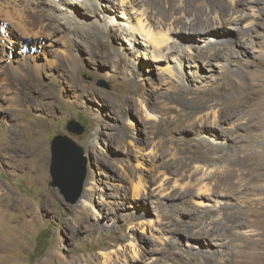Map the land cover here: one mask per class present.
<instances>
[{
    "label": "rangeland",
    "instance_id": "374dc122",
    "mask_svg": "<svg viewBox=\"0 0 264 264\" xmlns=\"http://www.w3.org/2000/svg\"><path fill=\"white\" fill-rule=\"evenodd\" d=\"M211 1L220 14L230 10V0L205 5ZM60 2L39 3L43 12L22 22L56 27L45 14L63 12ZM101 2L112 9L90 4L91 16L89 5H78L87 27L63 38L55 29L14 42V27L4 34L12 24L0 21V202L12 221L0 222V264H264V0H243L234 16L244 18L228 22L234 35L249 31L246 49L232 47L231 60L184 55L180 67L173 54L167 62L144 59L121 33L133 9ZM138 2L133 7L149 8L156 31L169 20L183 30L188 18V31L201 23L187 0ZM207 36L227 34L187 43L202 45ZM222 60L227 66L217 67ZM167 65L175 77L160 72ZM236 102L243 107L235 112ZM71 121L81 134L66 130ZM58 136L86 157L80 186L64 178L71 194L50 174Z\"/></svg>",
    "mask_w": 264,
    "mask_h": 264
},
{
    "label": "bare ground",
    "instance_id": "6f19581e",
    "mask_svg": "<svg viewBox=\"0 0 264 264\" xmlns=\"http://www.w3.org/2000/svg\"><path fill=\"white\" fill-rule=\"evenodd\" d=\"M44 1L45 0H39V1L38 0H0V21L3 22L2 23L3 26L6 25V26L11 27L10 24H12V29L11 30L9 29L10 31L6 30L4 34H7V32L8 33L13 32V27H14V31L17 34L14 37V42L19 41L20 43H24L25 41L33 42V39H38V38L40 39L43 36V34H46L49 31H51V30L53 31L56 29L58 31V33L61 34V35H59V36H61L60 38H63L62 36H64V35L62 34V32L79 33L80 30L82 31V30H84L85 27H87L86 22L79 18L80 13H78V11H76V8L79 9L77 7L78 5L84 6L85 3L87 5H89L88 7H86V9L91 7V9H89V11H88L89 15H91V16H94V14H96V9L99 11L101 10L103 13H104V11H108V10L112 9L105 4L102 5L101 1H103V0H91L90 4H94L96 6V9H92L93 5H90L89 2L85 1V0H61V2H60L61 6L58 9L63 11V12H60V14H54L52 12L45 14L46 17L54 20L56 27L49 26L47 23H45V21L43 19L42 20L40 19L39 23L37 22L38 23L37 29L31 30L30 27H27V24L23 23L22 21H24V22L26 21V23H27L28 20L32 19L33 15L36 16L40 11L43 12V10H42L43 8L40 9L38 4L41 2H44ZM46 1H48V0H46ZM107 1H109V2L112 1L113 5L114 4L117 5V7H119L120 9L123 6H127V7H130L131 9H133L132 10L133 12L129 13V15L132 14L133 16L128 17L127 20H125L126 25L122 28L121 33L126 37L125 39H129V42L131 44H136V47H137L136 52L138 51V48L145 50L146 53L142 50L145 54L144 53H141V54L144 56V59H146L148 61H152V62H161V61L167 62L168 60L171 59L170 56L172 54H173V56L174 55L176 56L174 59H171L175 63L176 67H180L182 65L184 55H189L192 59H197V60L200 58H203V59H206L209 61L212 59H216L220 56H223L225 59L231 60L232 58H234V54H235V52L233 53L232 47H241L243 49H246V47H248L247 46L248 39H250L252 37L247 29L240 28L239 32L237 31V34H235V35H234V33L232 34L230 31H228L231 29L236 30V28H234L233 26L228 25V22H230V20H233V22L237 21V23H238L239 20L241 21V19L244 18V17H242L239 19L236 16H234L235 13L240 12L239 11L240 9H238V6L239 5L242 6L241 3L243 2V0H230L231 7H230V10L226 14H220L218 11H216V10L214 11V1H211L212 7H208L207 5H205V0H187V3H188L187 8L188 7L195 8L197 10L195 13V16L197 17V15H198L201 19L200 25L198 24L197 28L192 30V31L187 30V27L189 25L193 24L192 21H190V22L188 21L189 20L188 18L185 19V22L183 25L184 26L183 30H182L181 24H179L178 20L177 21L176 20H169L168 22H165L163 25H162V23H160V30L158 29L159 31H156L157 29L155 30L154 26L152 25V20L150 17L149 8L146 7V9H144L143 11L138 12V10L135 7H133V5L134 6L136 5L138 0H117V2H114L113 0H107ZM49 5H50V3H49ZM251 8L254 11H259V9L255 8L254 6H252ZM127 10H129V8ZM207 10H210V11H207ZM161 17H159V18H161ZM192 17H194V16H192ZM40 18H41V16H40ZM112 19H113V16L110 17V20H112ZM204 19H206V20H204ZM52 20H51V22H52ZM207 21H210V22H207ZM28 23H30V22H28ZM51 24L54 25V23H51ZM105 30H106V26L102 27V25H101L97 31L98 32L99 31L104 32ZM184 30H186V32ZM210 31L211 32L220 31L224 34H227V36L226 37H215L214 36V39H212L211 37H209L210 36L209 35V36L205 37L206 42L202 45H197L195 43H193V45H191L190 42L187 43L188 42L187 38L190 36L197 37V39H196L197 42L202 41L201 35L208 33ZM88 32H90V31H88ZM173 38L175 40L171 41ZM67 39L70 40V37H67ZM12 44H13V42H12ZM249 44L251 45V42ZM5 45H3V46H5ZM8 48H10V46ZM192 49H194L195 51H193V53H190L189 50H192ZM24 50L26 51V47H24ZM59 52L61 54H64L65 50L63 49V50H60ZM33 58L34 57L32 56L30 59H33ZM48 61L52 65H55L57 60L55 61L54 59L53 60L51 59ZM219 62L220 63L217 64V67H224V66H227V64H228L224 60L219 61ZM21 64H23V65H21L23 67H28V65H29V63L26 64V62H23ZM66 64H67V62H66ZM33 66L35 69H38L36 66V63H34ZM45 70H46V68H45ZM160 72L161 73L163 72L165 74H169L172 77H175V74L169 65H167L166 67H162L160 69ZM226 79H227L228 85L233 84V80L231 78L227 77ZM134 83L135 82H133V84ZM33 87H35V86H33ZM241 88L243 90H246L247 86H241ZM232 90H234L233 87H231V91ZM258 97H259L258 112H259V115H261L262 123H264V88H263V90H261L259 92ZM231 107H232L233 111L236 112L239 108H242L243 106L238 107V104L236 102V103L232 104ZM126 111H128L127 108L125 109V112ZM205 126L207 127V129L212 131V133L209 132L210 135H212L214 137L218 136V133H217L218 131H216V128L214 130L212 129V126H215V125H212V124L209 125L208 124ZM201 127H204V126H201ZM90 146L92 148H94L95 143H91ZM5 208H8V206L5 205L4 203L0 202V222L2 225L6 226L7 222L11 223L12 221L9 222L8 218L4 214L3 211L5 210ZM12 230H13V228H12ZM3 249H4V246H2L0 244L1 254L3 252Z\"/></svg>",
    "mask_w": 264,
    "mask_h": 264
},
{
    "label": "water",
    "instance_id": "95a60500",
    "mask_svg": "<svg viewBox=\"0 0 264 264\" xmlns=\"http://www.w3.org/2000/svg\"><path fill=\"white\" fill-rule=\"evenodd\" d=\"M76 127H79V125L76 122L71 121L67 124L66 130L78 135L81 134L83 128ZM50 148V174L53 178V185L59 186L63 193L65 192L67 194H71V192L67 190V183H65L64 178L68 177L73 181V183L76 184V186H80L82 184L86 167V157L84 156V151L81 147L77 146L72 140L65 136H58L54 138L51 142ZM61 164L64 167V175H59L58 172L59 165ZM70 167L75 169V172L71 175H68L71 173V170L68 169Z\"/></svg>",
    "mask_w": 264,
    "mask_h": 264
}]
</instances>
